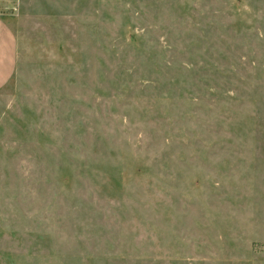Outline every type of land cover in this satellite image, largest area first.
Listing matches in <instances>:
<instances>
[{
	"label": "rangeland",
	"instance_id": "1",
	"mask_svg": "<svg viewBox=\"0 0 264 264\" xmlns=\"http://www.w3.org/2000/svg\"><path fill=\"white\" fill-rule=\"evenodd\" d=\"M0 16V264H264V0Z\"/></svg>",
	"mask_w": 264,
	"mask_h": 264
},
{
	"label": "crops",
	"instance_id": "2",
	"mask_svg": "<svg viewBox=\"0 0 264 264\" xmlns=\"http://www.w3.org/2000/svg\"><path fill=\"white\" fill-rule=\"evenodd\" d=\"M16 39L6 20L0 16V89L13 77L16 69Z\"/></svg>",
	"mask_w": 264,
	"mask_h": 264
}]
</instances>
